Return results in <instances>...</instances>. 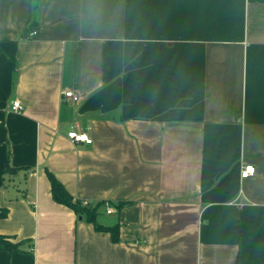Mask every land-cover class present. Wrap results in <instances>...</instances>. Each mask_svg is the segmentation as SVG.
I'll return each mask as SVG.
<instances>
[{
    "label": "crops",
    "instance_id": "obj_1",
    "mask_svg": "<svg viewBox=\"0 0 264 264\" xmlns=\"http://www.w3.org/2000/svg\"><path fill=\"white\" fill-rule=\"evenodd\" d=\"M0 116V264H264V0H0Z\"/></svg>",
    "mask_w": 264,
    "mask_h": 264
},
{
    "label": "trees",
    "instance_id": "obj_2",
    "mask_svg": "<svg viewBox=\"0 0 264 264\" xmlns=\"http://www.w3.org/2000/svg\"><path fill=\"white\" fill-rule=\"evenodd\" d=\"M20 169L21 168H15L10 165L6 169L0 168V189L5 185V181L7 179L6 175L19 171ZM48 176L51 181L53 199L60 204L72 208L77 214H86L89 220L95 223V215L97 213L96 209H92L88 205H83V203L79 200H75L73 196L68 192L66 187L50 171H48ZM124 204L125 203L123 202L120 205ZM5 215L6 211L0 210V217H4ZM96 228L98 230L103 229L99 225H96ZM115 235V232H113L114 240ZM20 245L21 243H13L10 238L0 235V249H6L9 251H23Z\"/></svg>",
    "mask_w": 264,
    "mask_h": 264
},
{
    "label": "built area",
    "instance_id": "obj_3",
    "mask_svg": "<svg viewBox=\"0 0 264 264\" xmlns=\"http://www.w3.org/2000/svg\"><path fill=\"white\" fill-rule=\"evenodd\" d=\"M34 32H30L29 36H33ZM64 97L71 100L72 102H79L80 98L77 94H75L72 90H66L64 92ZM12 111H20L22 110V105L19 101H14L11 106ZM2 123V118L0 116V124ZM69 138H71L74 142H84L87 144H91L93 141L87 134H78L76 132H70L68 134ZM256 174V168L252 165L245 166L242 171V178H249ZM83 205H88L87 201L83 202ZM112 213V209L108 210V214Z\"/></svg>",
    "mask_w": 264,
    "mask_h": 264
}]
</instances>
